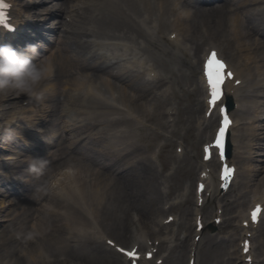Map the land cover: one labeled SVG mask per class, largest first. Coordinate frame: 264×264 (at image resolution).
<instances>
[{
	"label": "bare ground",
	"instance_id": "1",
	"mask_svg": "<svg viewBox=\"0 0 264 264\" xmlns=\"http://www.w3.org/2000/svg\"><path fill=\"white\" fill-rule=\"evenodd\" d=\"M60 1L61 3H58L57 6L51 9L53 10L52 14L55 16H57L58 12L61 11L64 6H68V3H66L65 0ZM216 1H218L219 3H215L214 5H206L207 0H186V3L183 2V5L181 6L179 2L173 0V6L171 7V0H89L91 4L95 5V7H93L95 8V10L90 15L86 16L87 25L83 27V30L78 32L85 35L96 36L95 38H93L92 42L89 43L91 49L95 45L94 41L100 38L122 39L131 44V50L133 49V45H135V43L140 44L139 38L148 39L151 43L145 50L147 52L157 50L153 53L154 59L158 61V64L163 66L164 71L166 72V76L169 79L171 78L170 80H172V82L175 84L174 90L176 92H179L182 88V85L186 82V78L184 77V73H182L181 67H188L189 65H192L189 63L188 58L180 57L179 55L175 56L173 50L170 47L164 44L161 46L159 40L154 43V39L152 38V28L148 27V25L151 24L152 21H154L153 17L155 15L158 18L159 25L162 26L163 29L166 30L173 28L171 31L179 30L181 31L179 32L181 34L180 37L188 42L189 45L195 43L197 46H199L201 44L206 49L209 43H206L205 41L207 39H210L212 35L216 34L213 31L214 29L219 30V26L221 25L225 28H228V26H230L229 30H227V36L225 35L223 30H221L218 35L222 36L226 41H228V44L233 43L236 50V53L231 56L233 61H235V59L239 57V61L242 60L244 62V65L247 67H250L252 63L256 62H258V64H256L257 67H260V65L264 67V58L262 57V55L257 54L258 57H255V55H253L250 50L253 48L259 49L262 47V43L253 38V32H255V30H257L258 32L261 31L259 28L263 29L262 27H264V23L259 22H262L264 20V11L262 9H256L254 12H251V10L254 5L264 4V0H241L240 2H243L242 5L244 6V11L246 12H240L239 6L232 3L233 1L237 2L238 0ZM13 2L17 7L16 10L21 15L24 16L32 14L31 12L33 9V5L31 3H24L23 0H13ZM163 4H165V13L162 16L158 14V5L159 7H161ZM188 6H192L193 10H190ZM90 9L91 6L87 7L82 13V16ZM170 15L175 16V21L172 22ZM227 17L228 21L225 23L224 20ZM202 26H205L203 31L209 32V37H206L201 33ZM55 29H57V27ZM168 42L170 44H178L172 41ZM61 43L66 44H64L60 48L57 58L47 56V59L52 66V73L48 78L45 79V81H51V77L54 73H56V77L59 74L61 78L60 80L57 79L53 83L50 82L49 84L44 86V89L39 91L40 97H35V99L32 101L33 104L31 106L19 107L17 110H15L17 113L12 112L14 110L15 101L11 97H8L7 100H2L3 105L1 113L3 115L6 114L8 115V117H15L14 115L19 113L20 115L18 117L22 119L20 120V122L22 123L37 126L38 124H40V122H44V124L48 126V128L46 127V131L43 133V135L45 136L43 137L45 138L44 142L46 146L42 148L43 157L41 159H43L45 163L47 155L53 157L54 154H56V150H51L54 144V142H52L51 140L59 135V129L57 128V124L59 125L57 118V108H52L51 105L47 104V102H54L56 97L55 93L57 92V95L59 96L62 85H64L68 89H72L73 86L78 87L81 89L83 94L87 88V85L91 82L78 81L82 76H86L89 79H94V77H97L98 79L105 80V85L109 86V88L112 90L120 92L119 98L126 106L134 107L138 110V113L142 112V116L145 118L149 116L150 112L154 116H159L161 114L159 110H150L148 108L147 102H143V92L148 87H150L148 86V84L151 83H146L143 80L139 81L136 77H130L126 75L121 76L122 78H124L122 79V82L116 83L112 81V73L107 71L102 64H94V61L88 56L89 50H87V52L85 50L84 53L85 45H83L79 39H71L69 36H67L65 40L61 41ZM212 44L214 43L212 42ZM74 45H77L78 47L77 52L73 48ZM187 46L188 45L180 47V50L183 52V49H185ZM44 50L45 48H41L40 52L44 54ZM97 50L98 49H95V53ZM256 52L258 53L259 51ZM185 54H188V52H186ZM96 55L98 57L104 56L103 54L98 55L97 53ZM124 55L126 54L124 52H121L120 56L123 57ZM134 56H136V54H132L131 58H133ZM130 65L133 64L131 63ZM174 65H178V71H180L184 76L181 73L178 74L176 72V70L173 68ZM234 69L235 71L242 70V68L238 65H234ZM241 75L245 77L243 85L236 93L229 92V97L236 98L239 95V92L245 87H247V90L252 94L257 93L258 87L249 85L251 72H247L246 74L242 73ZM95 90L96 93L100 91V89L98 88H95ZM110 97L113 99H118L115 96L114 92H111ZM0 98L5 99L6 94H3L2 96H0ZM197 100V104L201 106L202 103L200 102V99L198 98ZM245 100V103H243V108L236 113L239 116H246L247 114V116L251 115L249 112V105ZM93 102L100 101L94 100ZM163 102V100L159 99L158 107H160ZM257 106L258 108L257 110H255L254 114L255 121L253 123V126L255 128H251L250 130L251 134L254 130L256 134H259L261 136L264 133L261 132L262 129H264V124L258 123L257 116H260L264 113V100L262 99L258 101ZM106 112V108L95 109L93 112L95 121L87 122L84 124V126L93 131L95 129H100V126L105 125L107 122L112 123L113 120H109V118L114 113H111L108 117ZM196 112H199V108L196 109ZM46 113L51 117L48 120L45 119V117L47 116L45 115ZM88 115H90V112H88ZM40 116L41 121L34 122V120L40 118ZM8 117L5 120H7ZM91 119L92 116L90 115L88 117V120ZM198 120L199 123L202 122V118H199ZM247 128H250V126L247 125ZM100 132L104 133L102 130H100ZM31 134L32 133H24L23 137L25 141L36 139H31L32 137L37 136ZM247 137L248 136L244 133H240L239 128L234 130V141H237L240 138L245 139ZM100 139L101 137H99L98 140ZM254 141V138H252L247 142V146L239 145L238 147L247 148L248 151L246 150L245 153L249 152L248 154L244 153L242 155H237V158L239 160L245 162V168L244 170L242 169L241 172L239 171V174L241 176L242 182H245L244 185L247 189L246 195L248 196V200L251 196L252 200H254L257 196V200H263L264 197H262L261 195L263 194L262 188L264 187V165L260 166L261 164L259 163L256 167L254 162L259 161L263 164L264 157L255 158L253 156V154L256 153L255 151H253L254 147H251ZM256 143L258 144V149L264 148V143ZM130 145L131 144L129 143L127 132H123L121 135H118V133H116L114 136V140H111L109 142V147L106 150L101 151L103 154H108L111 152V150H115L116 152L121 150L124 151L119 153L122 154L121 157H118L115 160L110 159L109 162L106 161V155H104L101 159L99 158L102 156V154H97L98 157H91L92 152L76 149L68 145L69 148L73 149L75 153L74 156L76 158L74 157L72 158V160L76 161L77 163H75L74 166L67 167L71 168L72 170L66 169V171H59L56 174L59 175L60 178H58L57 176L55 177V179L58 180V185H54L53 193L60 192L56 195L62 196L63 202H61V205H59V201H55L49 198L47 199L48 201L38 207V211L40 212L37 215L32 211L31 208H24L20 209L12 218H9L8 216H5V211L13 205L20 204V202L18 201H12V199H9V197L12 195H16L20 199H26V197L28 195H31V193L33 192L32 183L34 184L36 178L40 177V174L42 173L32 172L30 176H33L35 178V180L32 182L31 180L29 181L25 179L29 175L25 171L20 170L24 178L20 177L18 183L21 184V186L19 190L14 192L10 188H6L5 190L0 191L1 195H3L0 200V206H5L0 210V225L1 223H4L2 227L5 226L6 221L8 220L22 219L23 221H28V224L31 220V225L36 227L35 230L39 238L37 237L35 242L28 241L29 248L23 250L25 251L24 253L22 251L21 257L19 256L21 244L18 250L15 239H10L9 248H11V251H18L16 264H21L19 262L17 263V261H20V258L23 257L27 259L30 258L29 260L33 261L34 264H51L49 263L52 262V259L49 258L50 256L54 254H60L61 252L64 253L67 249L69 250V239L68 236L64 234V230H66V232L74 231V233L87 232L82 224L84 223V221H79V219L81 213L87 214L88 211H90L88 213L89 215H94V219H98L103 216L106 219L111 218V221H109L108 225L110 226V229L113 230L114 234L120 239H123L127 236L129 228L127 226L128 223L124 222L125 218L122 211L131 206L134 201H139L142 196L141 193L145 194L144 191L140 189V181L142 182V179L140 177L136 178V176L132 175L134 174V172L132 174L130 172V170H132L131 166L134 162L131 161V156H129V154L125 151V149ZM13 148H18L22 151H30L31 149L30 146H24L19 142ZM94 149L97 150V147L95 146ZM17 153L18 155H20L18 151ZM63 153L65 152L59 153L57 158H62ZM109 155L112 154L110 153ZM32 163L29 162L25 164V161H23L22 158H19L15 163L6 161L0 162V166L6 168H14L22 167L24 165L29 166ZM141 171L143 180L148 179V170L146 169V167L141 168ZM48 177H50L49 174L44 177V180H47ZM4 181L7 183H11L7 180ZM154 197L156 198L155 193L152 192L149 198ZM244 204L245 201L242 202V204L235 205V207H241ZM118 205L121 209L117 212L115 208L118 207ZM137 206L144 207V205ZM145 206H147V204ZM161 210L163 211V208ZM147 212L148 213L146 214V216L153 213V210H150V208L148 207ZM200 212L201 209H197L196 215ZM220 212L221 211L219 205L214 210L211 216L203 217L205 226L207 223L216 224V218L222 216L221 214H219ZM118 213H120L121 216ZM3 214L4 217H2ZM146 216L142 218L143 221H146ZM124 223H126L125 228ZM76 226H78V228ZM160 226L165 227L163 223H161ZM129 234L132 235L133 232L131 231ZM197 234H199V232H197ZM20 235L21 233L18 236ZM144 240H148V237H145ZM44 241H47V243L44 244ZM184 242V248L182 247V251H185L187 238L184 240ZM141 243L143 246L146 245L145 241H141ZM47 247L51 249V251H48ZM182 251L175 258L173 264H183ZM96 258L97 256L93 257L94 260H96ZM61 261L65 264H69L66 263V260ZM26 262H28V260L25 261V263ZM113 264H116L115 261L113 262Z\"/></svg>",
	"mask_w": 264,
	"mask_h": 264
},
{
	"label": "rangeland",
	"instance_id": "2",
	"mask_svg": "<svg viewBox=\"0 0 264 264\" xmlns=\"http://www.w3.org/2000/svg\"><path fill=\"white\" fill-rule=\"evenodd\" d=\"M37 1V0H36ZM39 1V0H38ZM241 0H238L237 2L233 1V4H240ZM219 3V2H217ZM216 3V4H217ZM214 5V4H213ZM50 6H48V2L44 3V4H38L35 7V10H43L46 8H49ZM240 9V8H239ZM240 11V10H239ZM61 16V15H60ZM59 17H53L52 21H50L48 23V26H53V24H55V22L57 20L60 19ZM259 19V18H258ZM225 23L228 21V18H226ZM259 23H264V20L262 22ZM221 28L218 29H214V33H216L215 35H212L211 37L218 40L221 45L223 46L225 53L227 54V56L231 57L232 54L235 53V49H234V45L233 44H228V42L219 34V32L222 30V28H224L223 26H220ZM258 28V27H257ZM263 29L259 28L261 31L264 30V27H262ZM79 30L82 29V26H80L78 28ZM228 29V28H226ZM259 31V34L260 32ZM258 34V32H255V35ZM47 36L51 39L54 40L55 38V34L51 35V31H47ZM259 35H257L256 37L259 38L263 45H264V38H261ZM253 38H255V36L253 35ZM220 39V40H219ZM52 40V41H53ZM207 41V40H206ZM42 43V42H41ZM52 44V43H51ZM50 47L48 46L47 49H49ZM53 48H50L47 53H45L44 55L49 56L53 51ZM261 51V50H260ZM262 52V51H261ZM52 58H57L56 57H52ZM162 67V66H161ZM163 68V67H162ZM187 68V67H186ZM186 68H184V70H186ZM164 70V69H163ZM178 72V71H177ZM55 78V76H53V79ZM191 83V79H189L187 82H185L183 84L182 90L179 94H177V97L180 100V103L182 106H186L188 107L190 102H193L195 100L194 96H191L189 94V92L187 91V86ZM38 89V88H37ZM39 90V89H38ZM16 94V93H14ZM186 94L188 95V98L190 100H188V98L186 97ZM18 95V94H16ZM50 105H54V103L49 102ZM253 108H255V104L253 105ZM187 109V108H186ZM253 110V109H252ZM187 114H186V110L181 112V126H177V130L180 131L183 126L186 125V121H187ZM48 128V126H46V124H43L40 127V130H44L45 128ZM45 137V136H44ZM43 137L42 140H44L45 138ZM40 140V141H42ZM36 141L35 143L39 146L38 148H35L33 152H29L32 154L31 159L33 158V160H36L37 158H42V148L46 146V144L42 141ZM52 142H54L53 140H51ZM156 139L153 140V144L156 143ZM60 149L61 150H66V148L64 147V145H60ZM50 150V147H49ZM51 150H53L51 148ZM137 151V152H141ZM256 153H264V151L262 150H258L257 148H255ZM143 152V151H142ZM146 156V152H143ZM166 153H168V149H166ZM25 155H27L25 153ZM31 156V155H30ZM169 156V155H168ZM255 158L257 157H262V156H256L253 155ZM136 160H137V156L135 154V156H133ZM67 160V157L64 159H58L56 158V154H54V156H46V163L44 164V167L40 170V172H42L40 175V177L36 178V181H40L44 175H46L47 173H49L50 171L56 169L57 167H63L61 166L62 164L65 163V161ZM244 162V161H243ZM66 163H68L66 161ZM259 162H254V164L256 165V167L258 166ZM242 165V162L240 163ZM245 164V162H244ZM243 164V170L245 168V165ZM144 165L140 162H137L136 165H134L132 167V170H130L131 174L134 172V174H132L133 176H136V178H141L142 182L140 181L141 187L140 189H142L144 191L145 194L141 193L142 196L140 198V200L138 201V205H144V207H138L136 205V203L134 202L131 206H129L127 209H125L123 212L124 215V222L129 220V213L132 211L141 213L142 216H146L147 212V208L150 207L151 209L157 205L160 197V187L162 185V182H153L150 180V173L148 170V179L143 180V175H142V171L141 168H143ZM30 166H25L22 169L24 171H26V173L29 175L28 178H33L31 175V171L29 170ZM188 178H193L192 176L188 175L187 173H182V169L180 168L179 171H177L176 173H174L171 177H169L167 180L170 181L171 183H178V188L181 186V183L183 180H186ZM35 180V178H34ZM244 182V181H243ZM241 182V184H239V189L243 190L245 189V185L244 183ZM36 186V184L34 185V187ZM33 187V188H34ZM141 190V191H142ZM152 192L155 193L156 198H149V196L152 194ZM12 201H16V199L19 197L16 196L14 197L13 195L10 196ZM24 197V196H23ZM26 197V196H25ZM28 197V196H27ZM22 198L19 199L20 204L17 205H13L10 208L7 209V211L5 212V216L7 217H12L14 216L17 211H19L20 209H26L31 208L32 209V205H33V196H29V198L27 199ZM147 204V206H145ZM121 208L116 207L115 210L118 212V210H120ZM120 216L121 214L118 213ZM161 214V210L158 212H155L153 214H150L147 219L148 221L152 220L153 217H158ZM4 217V214H3ZM184 217V216H183ZM189 217V223L190 225L192 224V215H188ZM3 219V218H2ZM102 223L106 226V228L108 229V231L111 233L112 236L116 237L117 240H119V242H123L125 237L123 239H120L118 236H116L113 232L112 229H110V226L108 225L109 221H111V218H104L101 217L100 218ZM4 224V223H3ZM1 223L0 225V264H16V258H17V253L18 251H11V248H9L10 246V239H15V243L17 245V249L19 250L20 248V244L22 247L23 241L25 240V234L28 230V227L30 225V223L28 224V221H23L22 219H15V220H8L6 221V225L2 227L3 225ZM126 223H124V228H125ZM109 227V228H108ZM19 230V231H18ZM180 230L181 231H187L190 232L191 230H193V228L190 229V226L182 223L180 225ZM18 231V232H17ZM215 232V233H213ZM219 231L217 229H210L208 228L205 232V235H208L206 237V239L204 240L203 244L200 245L199 248V256H198V261L199 264H232L230 261H228V258L231 257L229 253L233 252L234 247H236V241L232 240V241H219L215 238L210 237L209 235L211 234H217ZM263 232V233H262ZM21 233L20 236H18ZM66 235V234H65ZM189 240L192 241V232L191 235L189 237ZM256 244L258 245V248H264V223L262 226V230H261V234L259 235V237L256 240ZM47 243V241H44V244ZM69 245V244H68ZM93 247L95 249H93ZM90 246L89 244L84 245L81 248H75V249H71V246L69 245V250L67 249L64 253H60V254H54L52 256H50L49 258L52 259L53 264H65L63 263L61 260H66V263L69 264H113V262L115 261L116 264H120V259L119 256L116 252L111 251V252H107L104 251V249H100L99 247H95V246ZM48 251H51V249H49L47 247ZM7 250V251H6ZM263 249H261L262 251ZM182 251V247L180 245L175 246L171 252V254L166 258L165 260V264H173L175 258L180 254V252ZM183 252V264H187L188 262V252L187 251H182ZM237 251L235 252L234 256L232 258H236L237 256ZM96 260L93 259V257H96ZM92 260V262H91ZM95 261V262H94ZM233 263H235V259L232 261ZM18 263V262H17ZM19 263L23 264V259H20ZM41 264V263H39Z\"/></svg>",
	"mask_w": 264,
	"mask_h": 264
},
{
	"label": "clouds",
	"instance_id": "3",
	"mask_svg": "<svg viewBox=\"0 0 264 264\" xmlns=\"http://www.w3.org/2000/svg\"><path fill=\"white\" fill-rule=\"evenodd\" d=\"M41 44H27L22 50L11 44L0 45V93L17 92L32 96L40 83L52 73V66L38 51ZM45 161L37 158L29 170L39 173Z\"/></svg>",
	"mask_w": 264,
	"mask_h": 264
},
{
	"label": "snow or ice",
	"instance_id": "4",
	"mask_svg": "<svg viewBox=\"0 0 264 264\" xmlns=\"http://www.w3.org/2000/svg\"><path fill=\"white\" fill-rule=\"evenodd\" d=\"M3 0H0V23H4L7 25V17L5 16V13L3 11ZM225 68L226 65L223 63V61L219 60L217 58V55L215 51L211 53L210 58L208 59L206 65H205V75L207 76V83L211 90V100L210 103L212 105H215L216 102L221 98L222 96V85L224 83L225 79ZM228 77L232 76L231 72H227L226 74ZM224 111V118L222 126L218 130V134L215 138L216 146L221 150V156H223V148H224V139H225V133L228 126L231 124L230 119L227 116L226 110ZM234 169H230L227 164L224 166V176L227 178L229 175L232 174ZM253 219H256V213L253 212L252 214ZM123 251V249H121ZM129 255H132V253H129Z\"/></svg>",
	"mask_w": 264,
	"mask_h": 264
}]
</instances>
